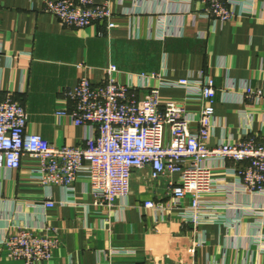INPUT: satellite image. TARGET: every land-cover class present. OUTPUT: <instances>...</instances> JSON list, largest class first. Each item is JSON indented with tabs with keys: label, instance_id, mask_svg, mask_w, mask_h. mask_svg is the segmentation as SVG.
Segmentation results:
<instances>
[{
	"label": "crops",
	"instance_id": "1",
	"mask_svg": "<svg viewBox=\"0 0 264 264\" xmlns=\"http://www.w3.org/2000/svg\"><path fill=\"white\" fill-rule=\"evenodd\" d=\"M43 1L0 0V103L11 98L24 107L26 133L55 147H83L95 129L56 114L70 108L63 93L81 77L102 84L113 64L116 81L136 88L139 74L178 80L204 73L216 89L208 145L249 139L264 145V97L245 96L246 88L264 93V0L252 1L255 15L241 14L244 0H227L239 16L225 23L205 15L196 0H106L116 24L108 32L99 23L63 27L42 12ZM146 84L137 91L141 99L156 82ZM159 101L183 104L195 128L200 97L161 88ZM205 164L214 182L201 199L210 218L195 225L180 216L189 197L170 209L167 185L177 175L152 180L150 167L134 170L130 194L108 208L96 204L86 167L70 189L44 186L35 175L38 159L23 156L18 170H0V264H23L9 259L1 243L17 225L57 230L52 259L35 264H264V195L244 192L234 173L246 163ZM46 199L52 208L41 207ZM145 201L156 207L144 208Z\"/></svg>",
	"mask_w": 264,
	"mask_h": 264
},
{
	"label": "built area",
	"instance_id": "2",
	"mask_svg": "<svg viewBox=\"0 0 264 264\" xmlns=\"http://www.w3.org/2000/svg\"><path fill=\"white\" fill-rule=\"evenodd\" d=\"M202 12L220 23L232 21L239 15L227 0H196ZM253 0H244L242 15H255ZM42 12L54 16L59 25L67 28H85L99 23L105 32L116 24L109 1L94 0H44ZM264 20V17H260ZM115 65L105 69V81L94 85L81 77L76 85L64 91L69 109L57 111L58 116H68L74 126H92L95 135L83 147H55L37 134L25 132L27 113L22 105L5 99L0 103V170L15 171L23 156L39 161L36 179L44 186L57 185L70 189L77 172L86 167L89 171L90 190L98 205L112 207L117 199L130 194V177L134 170L150 167L151 179L177 175V182L169 181L170 209H179L189 197L190 204L180 216L192 224L209 219L202 197L213 191L211 159H228L235 165L246 163L234 170L244 192L264 195V145L253 139L226 143L215 147L208 145L213 130L216 89L213 78L200 72L197 78L172 80L161 74H139L142 84H120L114 78ZM151 79L155 86L147 89L141 99L140 89H146ZM161 88H177L186 95L200 97L199 116L192 130V119L185 107L177 102L159 101ZM245 96L259 101L264 97L260 89H245ZM168 128V141L163 134ZM54 202L46 199L42 208H52ZM144 208L156 207L151 201ZM16 232L1 241L6 256L23 264H35L52 259L58 248L57 230L52 227L35 228L17 225Z\"/></svg>",
	"mask_w": 264,
	"mask_h": 264
}]
</instances>
